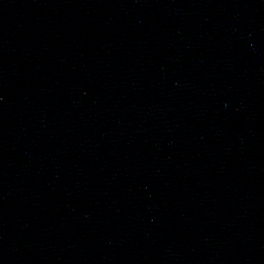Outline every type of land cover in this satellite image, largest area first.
Instances as JSON below:
<instances>
[{"label": "water", "instance_id": "obj_1", "mask_svg": "<svg viewBox=\"0 0 264 264\" xmlns=\"http://www.w3.org/2000/svg\"><path fill=\"white\" fill-rule=\"evenodd\" d=\"M0 264H264V0H0Z\"/></svg>", "mask_w": 264, "mask_h": 264}]
</instances>
